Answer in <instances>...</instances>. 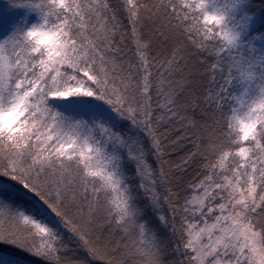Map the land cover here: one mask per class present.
<instances>
[{
    "label": "snow or ice",
    "instance_id": "6c2138e0",
    "mask_svg": "<svg viewBox=\"0 0 264 264\" xmlns=\"http://www.w3.org/2000/svg\"><path fill=\"white\" fill-rule=\"evenodd\" d=\"M0 264H264V0H0Z\"/></svg>",
    "mask_w": 264,
    "mask_h": 264
},
{
    "label": "trees",
    "instance_id": "16d2710c",
    "mask_svg": "<svg viewBox=\"0 0 264 264\" xmlns=\"http://www.w3.org/2000/svg\"><path fill=\"white\" fill-rule=\"evenodd\" d=\"M257 3H259V0H257ZM4 251H5V253H7L8 249H5Z\"/></svg>",
    "mask_w": 264,
    "mask_h": 264
}]
</instances>
